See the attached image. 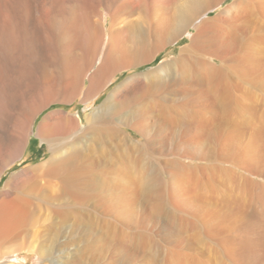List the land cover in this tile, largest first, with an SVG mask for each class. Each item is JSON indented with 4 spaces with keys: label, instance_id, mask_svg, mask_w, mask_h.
<instances>
[{
    "label": "rangeland",
    "instance_id": "obj_1",
    "mask_svg": "<svg viewBox=\"0 0 264 264\" xmlns=\"http://www.w3.org/2000/svg\"><path fill=\"white\" fill-rule=\"evenodd\" d=\"M252 20L235 33L242 62L222 88L181 60L193 27L153 61L119 71L94 98L96 64L68 102L41 112L24 155L0 158V201L17 173L40 172L12 195L29 221L0 236V264H264V22ZM170 60L178 69L165 83L91 117L129 77ZM55 111L80 121L44 140L39 128Z\"/></svg>",
    "mask_w": 264,
    "mask_h": 264
},
{
    "label": "bare ground",
    "instance_id": "obj_2",
    "mask_svg": "<svg viewBox=\"0 0 264 264\" xmlns=\"http://www.w3.org/2000/svg\"><path fill=\"white\" fill-rule=\"evenodd\" d=\"M224 1L0 0V158L13 156L12 162L21 158L38 115L56 102H68V91H74L79 81L82 84L96 64L98 68L89 74L88 95L94 98L119 71L153 61L193 27L196 32L182 62H195L218 88L224 87L239 61L240 39L235 33L242 22H264V0H234L225 13L209 17ZM175 62H162L149 72L129 77L91 117H102L129 95L146 93L147 85L165 83L167 74L178 69ZM167 64L171 69L166 71ZM58 84L64 85L63 92ZM64 112L45 118L39 128L42 139L62 136L74 121H80V116L74 119ZM10 113L15 118L6 127L5 117ZM54 167L44 168L51 172ZM39 174V169L26 168L7 183L0 201V236L29 221L21 197L12 195L29 189Z\"/></svg>",
    "mask_w": 264,
    "mask_h": 264
}]
</instances>
